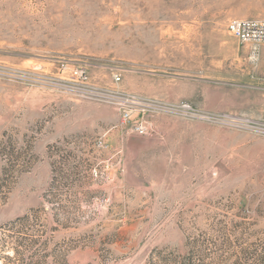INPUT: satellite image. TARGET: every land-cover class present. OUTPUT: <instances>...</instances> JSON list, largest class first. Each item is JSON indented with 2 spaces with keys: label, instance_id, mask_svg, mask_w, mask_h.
Segmentation results:
<instances>
[{
  "label": "rangeland",
  "instance_id": "rangeland-1",
  "mask_svg": "<svg viewBox=\"0 0 264 264\" xmlns=\"http://www.w3.org/2000/svg\"><path fill=\"white\" fill-rule=\"evenodd\" d=\"M237 18L264 0H0V264H264Z\"/></svg>",
  "mask_w": 264,
  "mask_h": 264
},
{
  "label": "built area",
  "instance_id": "built-area-1",
  "mask_svg": "<svg viewBox=\"0 0 264 264\" xmlns=\"http://www.w3.org/2000/svg\"><path fill=\"white\" fill-rule=\"evenodd\" d=\"M228 31L235 36L241 43L255 49L264 44V20L260 19H233L228 23ZM142 133V129H139Z\"/></svg>",
  "mask_w": 264,
  "mask_h": 264
}]
</instances>
